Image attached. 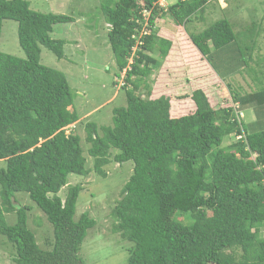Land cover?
<instances>
[{"label":"trees","instance_id":"16d2710c","mask_svg":"<svg viewBox=\"0 0 264 264\" xmlns=\"http://www.w3.org/2000/svg\"><path fill=\"white\" fill-rule=\"evenodd\" d=\"M209 2L177 0L166 11L157 0H100L115 74L130 66L122 87L127 105L114 109L110 125L87 122L85 139L101 176L111 162H134L112 209V231L132 243L127 264H264V55L255 57L258 25L236 31L223 17L191 30L188 24L203 19ZM165 16L184 26L200 53L204 72L197 71V86L176 71L190 94L154 95L151 76L173 46L159 36L157 20ZM5 19L18 22L26 57L0 50V233L13 245L16 264H86L79 252L97 221L88 212L75 218L82 184L59 195L71 174L91 171L82 136L66 131L80 113L65 72L41 62V45L64 57L66 41L51 34L55 24L74 18L39 12L28 0H0V39ZM245 70L253 91L232 82ZM223 82L232 104L215 96L214 106L211 96ZM183 96L195 106L190 113L178 103ZM247 107L256 114L250 124L238 117ZM20 192L52 224L51 249L41 247L30 228L29 207L16 197ZM8 213H15L13 224Z\"/></svg>","mask_w":264,"mask_h":264},{"label":"rangeland","instance_id":"374dc122","mask_svg":"<svg viewBox=\"0 0 264 264\" xmlns=\"http://www.w3.org/2000/svg\"><path fill=\"white\" fill-rule=\"evenodd\" d=\"M28 1L31 8L39 12L67 14L74 18L72 22L55 24L51 34L53 38L66 41L64 57L59 58L57 54L41 45V62L65 72L75 97L74 107L80 113L78 120L80 122H77L75 126V123L69 125L66 127V131L70 133L75 129L74 132L82 136L84 153L88 158L87 166L91 171L88 176L71 174L68 184L59 192V195L64 198L70 186L82 184L83 189L78 197L75 218L78 220L84 212H88L97 221L96 225L88 230L79 255L86 264H127L128 249L132 243L112 231V225L115 222L112 209L120 200L121 190L133 173L134 162L127 161L123 164L111 162L104 168L106 176H101L94 169V159L88 153L90 144L85 139L87 122L91 120L96 121L99 125H110L114 109L127 105L126 92L123 91V88L118 89L114 86L117 76L114 73L117 67L107 35L109 24L99 13L100 0ZM172 4H174L173 1H167L164 6L165 10L167 11L169 8L167 6ZM202 16L203 19L200 15L193 23H189L188 27L199 32L215 20L227 17L233 22L235 30L241 31L250 28L255 22L259 32L255 57L264 55V0H210ZM157 26L159 36L167 37L173 41V46L170 58L165 59L160 70L155 71L151 76L154 83V95H160V92L171 95L189 93L186 91L188 86L186 87L184 84L185 77L181 75L178 78L179 74L176 71L183 70L195 80L192 84L193 87L197 86L201 82L196 80L199 78L197 71L203 69V63H199L200 60L197 59L200 53L190 41L184 26H177L170 16L160 17L157 20ZM0 50L19 57H26L18 39L17 21L12 19L3 21ZM252 65L254 66L255 63ZM203 72L202 70L200 73ZM123 74L122 72L121 75ZM174 74L179 81L174 79ZM252 78L245 70L242 74H235L232 82L236 86H243L245 90L253 91L256 86ZM180 82L183 83L184 88L177 86ZM222 85V89L211 96L214 106V100L217 98L223 100L227 105L232 104L230 92L224 82ZM116 89H118V95L107 101ZM215 96H217L216 99ZM177 99L178 103L184 107L195 109V106H192V101L188 98L183 96L177 97ZM175 105H177L176 102ZM190 112L192 109L183 113ZM244 113L245 124L255 120L256 114L253 107L245 108ZM232 141L230 138L224 144L227 145ZM4 166L5 162L0 161V168ZM16 197L22 206L29 207V226L36 233L41 247L51 249L55 240L54 229L47 220L46 214L27 193H17ZM6 217L11 224L16 220L15 213H8ZM262 233L264 235V230ZM15 255L16 251L13 245L0 233V264H16Z\"/></svg>","mask_w":264,"mask_h":264},{"label":"built area","instance_id":"2783aa9c","mask_svg":"<svg viewBox=\"0 0 264 264\" xmlns=\"http://www.w3.org/2000/svg\"><path fill=\"white\" fill-rule=\"evenodd\" d=\"M167 1H173V3H175L177 0H157V4L163 8H166L164 6H166L165 4H167ZM168 7V6H167ZM151 14V11H146L144 12V15L147 19V25H148V19H149V16ZM132 61V60H131ZM130 68V66H128V68H125L124 71H123V75L121 76H117L116 77V82H117V87L118 88H122L124 85H126V77H125V74H127V70Z\"/></svg>","mask_w":264,"mask_h":264},{"label":"clouds","instance_id":"9594fccd","mask_svg":"<svg viewBox=\"0 0 264 264\" xmlns=\"http://www.w3.org/2000/svg\"><path fill=\"white\" fill-rule=\"evenodd\" d=\"M116 77H117V76H116ZM115 82H116V80H115ZM115 85H116V87H117V82L115 83ZM117 88H118V87H117ZM118 89H120V88H118ZM237 110H238V109H237ZM244 110H245V109H243V110L240 109V111L238 112V115H239L238 117H239L240 119H243V117H244V115H245ZM255 120H256V118H255ZM255 120H254V121H255ZM254 121H253V122H254ZM251 123H252V122H251ZM249 124H250V123H249ZM237 138H238V139L241 138V135H238Z\"/></svg>","mask_w":264,"mask_h":264},{"label":"crops","instance_id":"0c3cea01","mask_svg":"<svg viewBox=\"0 0 264 264\" xmlns=\"http://www.w3.org/2000/svg\"><path fill=\"white\" fill-rule=\"evenodd\" d=\"M115 74V73H114ZM115 86V88H117L116 87V85H114ZM118 95V89H116V91L114 92V94L107 100V101H109V100H111V99H113L114 97H116ZM76 125V123L74 124V126Z\"/></svg>","mask_w":264,"mask_h":264}]
</instances>
